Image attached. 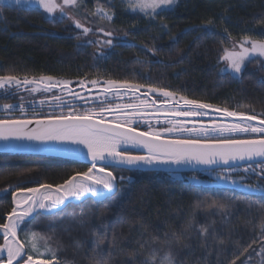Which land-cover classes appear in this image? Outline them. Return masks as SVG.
Wrapping results in <instances>:
<instances>
[{
  "label": "trees",
  "instance_id": "obj_1",
  "mask_svg": "<svg viewBox=\"0 0 264 264\" xmlns=\"http://www.w3.org/2000/svg\"><path fill=\"white\" fill-rule=\"evenodd\" d=\"M101 5L114 13L111 23L92 15ZM71 12L80 21L127 37L135 45H119L109 58L100 60L92 47L64 33L72 29L51 24L35 10L0 7V75L127 81L264 119V60L249 61L240 79L221 74V61L231 42L240 43L245 36L264 40V0H178L155 18L133 13L115 0H81ZM209 20L212 25H207ZM9 102L0 99V105ZM59 116L28 114L0 120ZM89 167L0 154V224L7 223L14 192L40 184L59 185ZM252 167L260 165L235 170ZM108 171L117 177L119 193L105 202L106 207L89 198L33 222V230L56 250L59 264H90L94 232L101 224L111 227L117 214L116 241L100 246L108 264H141L152 249L160 255L171 251L177 264H264V196L243 191L241 187L251 189L247 184L188 180L208 173ZM120 176L125 179L120 181ZM201 226L208 228L206 237L199 231Z\"/></svg>",
  "mask_w": 264,
  "mask_h": 264
},
{
  "label": "snow or ice",
  "instance_id": "obj_2",
  "mask_svg": "<svg viewBox=\"0 0 264 264\" xmlns=\"http://www.w3.org/2000/svg\"><path fill=\"white\" fill-rule=\"evenodd\" d=\"M4 0H0L3 4ZM178 3V0H127V7L132 11H139L154 18L158 13L169 10ZM15 5H32L35 4L42 8L49 16L54 17L57 12L61 14V18L72 19L77 29H82V34L87 36L93 30L84 26L81 22L72 17L69 11L65 8L76 9L79 7V0H62L58 3L57 0H14ZM92 15L97 16L101 21L111 23L114 18V13H111L98 6ZM211 20L207 21V25H212ZM107 37H112L114 33L101 29ZM225 31H227L225 29ZM212 34V33H209ZM125 35H128L125 33ZM230 37V34H229ZM80 39L78 35L76 37ZM231 38V37H230ZM86 43L99 45L100 47H112L113 40L107 39L102 43L99 41L88 40ZM247 45H250L248 47ZM239 51H225L224 59L228 62L226 68L222 71L230 70L234 78H239L245 66V61L253 54L264 57V40H251L245 36L239 44ZM155 54V49H149ZM104 53L101 52V56ZM69 81L56 80L53 76H40L28 78L25 76L22 80L12 74L0 75V89H5L6 86L15 85L17 88L22 85H34L30 90L32 92L50 91L57 85H60L63 92L69 96H75L79 99H86L80 93L74 92L70 87ZM89 83L96 87L100 81L93 79ZM102 89L105 97L108 94L119 95L121 90L128 92H136L145 85L131 82H118L115 80L104 81ZM80 84L87 88L83 80ZM43 86V87H41ZM149 93H159L167 100H171L175 107H157L156 114H163L167 117H194L203 116L207 113L200 111L202 109H211L215 112L222 113L225 117L236 118L239 122L230 125L214 124L211 131L214 132H241V133H264V127H253L250 123L257 120L255 114H246L242 112L230 111L227 108H216L209 103H202L198 100L188 99L186 96L180 95L177 100L175 91H168L162 88L147 86ZM146 95V94H145ZM57 100L62 97H54ZM139 99V98H137ZM182 102V103H181ZM43 103V101H41ZM103 103V101L101 102ZM156 103V101H153ZM146 105V101L140 100L139 104L116 105L101 107L100 111L89 110L81 113L69 112L66 115H61L54 119L44 120H28V119H4L0 120V140H28V141H59L69 142L75 145H83L87 149V155L91 157V167L87 171L77 172L62 184H40L38 187H30L14 192L15 207L7 215V223L0 224V230L3 231V245L0 246V264H59V258L56 255V250L45 246L43 250L37 243L39 233L30 229V225L40 215H52V210L57 209L64 211L67 207L65 201L69 203L83 202L86 198H94V203L104 205L105 202L111 201L119 193L117 177L113 170L119 168L120 171L125 170V166H140V165H230V162L235 161H255L260 158V174L264 175V139H225L215 143H201L199 140L192 138L174 139L168 141L160 140V133L155 131H144L134 133L131 127L132 120L122 121L118 116L110 124H105V112H119L122 109H133L132 116L144 117L147 113L141 109ZM5 108H12L8 104ZM254 111V110H253ZM264 116V113H261ZM145 123L149 121L145 120ZM166 123H171L173 126L167 128V132H195L197 129H188L183 123L176 119H166ZM258 122L264 125V119H259ZM35 123L36 128L31 129L29 125ZM179 125V127H177ZM126 126V127H125ZM123 129V130H122ZM209 129L202 128L200 131L207 132ZM140 145L147 149V155H131L128 154L124 146ZM14 147H24L14 146ZM98 165H100L98 167ZM128 170H131L130 167ZM244 171L255 172V168H245ZM221 179H229L228 176L221 174ZM124 176H120L119 180L123 181ZM129 181L131 177L127 178ZM235 183V181H233ZM25 192V195H20V192ZM251 191V189H249ZM256 192L264 194V185H257ZM63 206V207H61ZM39 210H45L43 212ZM27 222V224L25 223ZM120 225V217L117 214L116 221L111 227L107 224H101L94 232L93 239V257L90 264H108L107 254L100 246L106 241L112 244L117 239V228ZM264 229V225H262ZM18 230L22 232L25 238V243L29 245L28 252H25V243H21L17 238ZM199 231L205 237L208 233V228L201 226ZM264 240V236L261 237ZM139 243V241H137ZM223 244L224 241L220 240ZM238 243V242H237ZM144 245L141 244V247ZM206 246V245H205ZM33 253L42 257L47 255L46 259H34ZM141 264H177V260L171 251L160 255L157 249H152L149 254L141 261ZM235 264V261L232 262Z\"/></svg>",
  "mask_w": 264,
  "mask_h": 264
},
{
  "label": "rangeland",
  "instance_id": "obj_3",
  "mask_svg": "<svg viewBox=\"0 0 264 264\" xmlns=\"http://www.w3.org/2000/svg\"><path fill=\"white\" fill-rule=\"evenodd\" d=\"M81 0H79L80 2ZM110 3H112L113 0H107ZM118 4H124L127 7V0H115ZM58 3L62 2V0H57ZM11 7V8H19V9H29V10H35L39 12L45 20L50 22L51 24L58 25L62 24L63 29L65 30L67 27L72 29V32H64L65 34H68L70 36H73L75 39L79 35L81 38L77 39L81 44L84 46L92 47L94 50L95 56L102 60L109 58L113 53L117 46L119 45H135L129 38L122 37L120 35L114 34L112 37H107L103 34V31L101 29L93 27L91 25H88L79 19H77L72 11V8L66 7L65 10L69 11L75 19L79 20L81 24H83L86 27L91 28L93 31L89 33L87 36H84L82 34V29H77L73 23L72 19H68L66 17L61 18V14L57 12L54 17L49 16L47 13L44 12L42 8H39L37 5H15L14 0H4L3 4H0V7ZM128 8V7H127ZM173 8V7H172ZM170 8L169 10H171ZM129 9V8H128ZM130 10V9H129ZM132 11V10H130ZM167 11V10H166ZM133 13L142 14L144 16H148L144 13H141L139 11H132ZM157 13L160 14L161 10L157 9ZM157 14V15H158ZM156 15V16H157ZM155 16V17H156ZM154 17V18H155ZM152 18V17H150ZM112 39L113 45L112 47H100L99 45H93L86 43L88 40L92 41H99L103 42L104 40ZM241 43V42H240ZM237 42H231V48L228 51L235 50L239 51V44ZM250 47V45H247ZM101 52L104 53L103 56H101ZM225 55V54H224ZM254 59H261L264 60V57H260L258 55H251L248 60L245 61L246 64ZM223 65V69L226 68L227 61L223 58L221 61ZM244 66V68H245ZM244 69L242 70L243 73ZM242 73L239 75L240 79L242 76ZM221 74L223 75H230V70L227 71H221ZM234 78V77H233ZM39 79V78H37ZM56 80L61 81H69L70 87L74 90L76 93H80L82 96H84L86 99H79L75 96H69L66 92L62 91V88L60 85H57L55 88H52L50 91H39V92H32L30 89L34 87V85H22L21 87L17 88L15 85L6 86L5 89H0V99H5L10 101L8 104L12 105V108H5V105H0V118H8L13 117L15 115H20L21 117H26L28 114H33L34 117H38L41 114H48V115H66L69 112H76L81 113L89 110H95L97 112L100 111L101 107H107L111 106L112 108H115L116 105H126L129 103L132 104H139L140 100L146 101V105L142 106L141 109L147 113L144 117L139 116H132L131 113L134 111L133 109H122L119 112H105V123H112L114 119L118 116L122 121L124 120H132L131 127L135 130L144 132V131H155L160 133V139H183V138H192L199 140L200 142L205 143H212L217 141H223L225 139H260L264 138V133H241V132H214L211 131V127L214 124L219 125H230L233 123H238L239 121L236 118L233 117H225L220 112L212 111L211 109H202L200 111H203L207 113L203 116H194V117H165L163 114H156V108L157 107H175L176 105L171 101L167 100L166 98L162 97L159 93H149L148 88L144 87L141 88L139 91L136 92H128L127 90H121L119 95L114 94H108L107 98L105 97V94L103 93L102 89L104 88V81H100V84L96 87H93L89 81H84V83L87 85V88L83 87L80 84L81 80H65V79H58ZM22 80V79H21ZM43 87V86H41ZM146 94V95H145ZM62 97V99L57 100L54 97ZM139 98V99H137ZM176 99H179V96L176 97ZM43 101V103H41ZM103 101V103H101ZM153 101H156V103H153ZM182 103V102H181ZM166 119H176L179 120L181 123L185 125L186 128L192 129L195 128L197 131L195 132H167L166 129L172 127L173 125L171 123H166ZM147 120L149 123H145L144 121ZM253 127H264V125L260 124L257 120H253L250 122ZM126 127V126H125ZM179 127V125H177ZM205 128L209 129L207 132H202L200 129ZM254 168V167H252ZM251 169V168H250ZM221 174L226 175L229 177V179H221ZM177 179H183L181 177H176ZM263 180H261V179ZM189 182L194 184H247L249 188L255 189L257 185H264V175L260 174V167L255 168V172H245L243 170H235V171H225V172H217V173H208L201 177H192L188 179ZM129 181V180H128ZM235 181V183H233ZM131 182V180L129 181ZM253 182H257L255 185H249ZM25 192H20V195H25ZM15 198L14 197V207H15ZM89 198H86L87 200ZM94 199V198H91ZM84 200V201H85ZM73 203H81V202H73ZM65 204H69L68 201H65ZM63 207V206H61ZM41 212L45 210H39ZM57 209H53L52 213L55 214L57 212ZM46 215H40L38 217H42ZM37 217V218H38ZM8 222V221H7ZM27 224V222H25ZM33 224V223H32ZM30 225V229L33 230V225ZM17 238L20 240L21 243H25L24 235L21 231L18 230ZM0 246L3 245V231L0 230ZM37 243L41 250L45 246L51 247V244L48 239L43 238L42 236H38ZM29 245L25 243V252H28ZM34 259H46L47 255L45 256H38L37 254L33 253ZM19 264V262H17Z\"/></svg>",
  "mask_w": 264,
  "mask_h": 264
},
{
  "label": "water",
  "instance_id": "obj_4",
  "mask_svg": "<svg viewBox=\"0 0 264 264\" xmlns=\"http://www.w3.org/2000/svg\"><path fill=\"white\" fill-rule=\"evenodd\" d=\"M28 120L35 121L37 119H28ZM39 120L47 121L49 119H39ZM105 124H110V123H105ZM36 127L37 125L35 123L29 125V128L31 129H34ZM133 130L134 133L141 132L135 129ZM260 139H264V138H260ZM160 140L168 141L174 139H160ZM217 142H221V141H217ZM201 143H205V142H201ZM21 145H23L24 147H14ZM125 148L127 153L131 155L148 154L147 149L140 145H127ZM0 154L35 156V157L72 161V162L86 164L89 165L90 167L92 164L91 157L87 155V149L84 148L83 145H75L69 142H59V141L40 142V141L15 140V139L9 141L0 140ZM258 165H260V158H256L255 161L230 162V165L221 164V165L208 166V165H195V164H187V165L154 164V165H140V166H125V170H128V168L130 167L131 170L128 171H135L142 173H165L169 175H183V174L230 171V170L240 169L249 166H258ZM99 166L100 165H98V167ZM108 169H112V168H108ZM241 189L246 193L252 195L264 196V194H261L260 192H256L254 190L249 191V189L243 187H241ZM57 212L60 211L58 210ZM57 212H55V214ZM46 216H51V215H46Z\"/></svg>",
  "mask_w": 264,
  "mask_h": 264
},
{
  "label": "bare ground",
  "instance_id": "obj_5",
  "mask_svg": "<svg viewBox=\"0 0 264 264\" xmlns=\"http://www.w3.org/2000/svg\"><path fill=\"white\" fill-rule=\"evenodd\" d=\"M124 147H126V146H124Z\"/></svg>",
  "mask_w": 264,
  "mask_h": 264
}]
</instances>
